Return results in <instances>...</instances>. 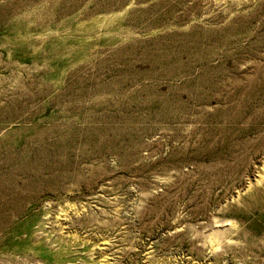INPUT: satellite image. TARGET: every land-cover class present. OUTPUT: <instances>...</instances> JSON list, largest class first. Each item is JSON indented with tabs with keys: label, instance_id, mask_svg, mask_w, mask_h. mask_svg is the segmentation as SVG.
<instances>
[{
	"label": "rangeland",
	"instance_id": "rangeland-1",
	"mask_svg": "<svg viewBox=\"0 0 264 264\" xmlns=\"http://www.w3.org/2000/svg\"><path fill=\"white\" fill-rule=\"evenodd\" d=\"M0 264H264V0H0Z\"/></svg>",
	"mask_w": 264,
	"mask_h": 264
}]
</instances>
